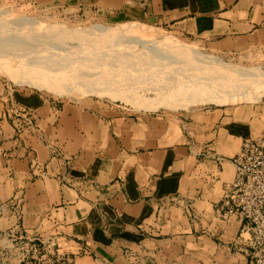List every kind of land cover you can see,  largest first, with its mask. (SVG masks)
Instances as JSON below:
<instances>
[{"label":"crops","instance_id":"obj_1","mask_svg":"<svg viewBox=\"0 0 264 264\" xmlns=\"http://www.w3.org/2000/svg\"><path fill=\"white\" fill-rule=\"evenodd\" d=\"M91 2L218 49L264 46V0ZM250 108L135 120L0 83V232L52 236L75 264H250L230 248L240 222L214 210L242 138L264 137V103Z\"/></svg>","mask_w":264,"mask_h":264},{"label":"rangeland","instance_id":"obj_2","mask_svg":"<svg viewBox=\"0 0 264 264\" xmlns=\"http://www.w3.org/2000/svg\"><path fill=\"white\" fill-rule=\"evenodd\" d=\"M244 74L251 80L242 81ZM0 83L36 92L57 110L99 105L135 120L243 105L259 110L264 46L218 49L147 22L112 19L90 0H0ZM22 114L30 124L31 115ZM31 236L41 240L38 251L20 264H75L52 236L24 235L20 246ZM4 259L12 264V256Z\"/></svg>","mask_w":264,"mask_h":264},{"label":"built area","instance_id":"obj_3","mask_svg":"<svg viewBox=\"0 0 264 264\" xmlns=\"http://www.w3.org/2000/svg\"><path fill=\"white\" fill-rule=\"evenodd\" d=\"M230 162L234 167V177L226 184V190L214 210L221 217L234 216L240 222L238 236L230 248L244 253L250 264H264V137L242 138ZM36 241L41 240L36 236L28 237L24 247L20 246L21 237L15 233L0 232V264H5L6 256H12V264L26 261L30 254L34 257L38 251ZM66 263L71 264V259Z\"/></svg>","mask_w":264,"mask_h":264},{"label":"bare ground","instance_id":"obj_4","mask_svg":"<svg viewBox=\"0 0 264 264\" xmlns=\"http://www.w3.org/2000/svg\"><path fill=\"white\" fill-rule=\"evenodd\" d=\"M56 41H59V40H55V42H56ZM60 41H61V40H60ZM61 44H63L62 41H61ZM120 45H121V44H120ZM120 45H119V46H120ZM121 46H122V45H121ZM123 46L125 47V45H123ZM129 46H130V45H127V47H129ZM119 48H120V47H119ZM124 49H126V47L123 48V50H124ZM127 49H128V48H127ZM127 49H126V50H127ZM129 49H130V48H129ZM134 49H135V48H134ZM121 50H122V49H121ZM115 51H116V50H115ZM118 51H120V50H117V52H118ZM127 51H128V52H126V53H127V55H128L129 50H127ZM130 51H131V50H130ZM135 51H136V50H135ZM148 51H149V50H148ZM174 51H175V50H174ZM123 52H124V51H123ZM123 52H122V53H123ZM120 53H121V51H120ZM122 53H121V55L126 54L125 52H124L123 54H122ZM179 53H180V51H179ZM114 54H115V52H114ZM118 54H119V53H118ZM129 54H131V53H129ZM154 54H155V52H154ZM121 55H119V56H121ZM127 55H126V56H127ZM115 56H116V55H115ZM115 56H114V57H115ZM114 57H112V58H114ZM124 57H125V56H124ZM156 59H157V58H156ZM112 60H113V59H112ZM115 60H116V59H115ZM157 61H158V60H157ZM111 62H112V61H111ZM142 65H143V64H142ZM136 69H137V67H136ZM136 69H134V70H136ZM138 69H140V66L138 67ZM131 70H132V69H131ZM230 75H231V74H230ZM236 76H237V75H236ZM236 76L233 77V75H232L233 79L236 78ZM229 77H230V76H229ZM238 77H239V79H240V76H238ZM251 78H252V77H251ZM251 78H250V74H249V75H247V74L241 75V80L244 81V82H246V81H247V82L250 81ZM236 79H237V78H236ZM236 79H234V80H236ZM249 79H250V80H249ZM231 80H232V79H231ZM241 80H240V81H241ZM236 81H239V80H236ZM242 81H241V82H242ZM242 83H243V82H242ZM236 84H237V83H236ZM242 85H243V84H242ZM245 87H246L245 84L243 85V87H241V88H243V92L246 91V90L244 89ZM231 164H232V163H231Z\"/></svg>","mask_w":264,"mask_h":264}]
</instances>
